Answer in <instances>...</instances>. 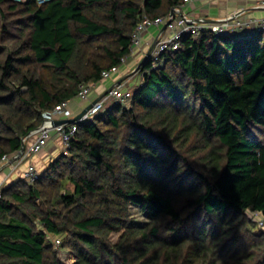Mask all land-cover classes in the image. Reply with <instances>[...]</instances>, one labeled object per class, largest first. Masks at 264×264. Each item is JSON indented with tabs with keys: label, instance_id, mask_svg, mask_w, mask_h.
Here are the masks:
<instances>
[{
	"label": "trees",
	"instance_id": "obj_1",
	"mask_svg": "<svg viewBox=\"0 0 264 264\" xmlns=\"http://www.w3.org/2000/svg\"><path fill=\"white\" fill-rule=\"evenodd\" d=\"M179 3L0 0V160ZM161 57L139 62L128 106L0 189V264H264V31L184 35Z\"/></svg>",
	"mask_w": 264,
	"mask_h": 264
},
{
	"label": "built area",
	"instance_id": "obj_2",
	"mask_svg": "<svg viewBox=\"0 0 264 264\" xmlns=\"http://www.w3.org/2000/svg\"><path fill=\"white\" fill-rule=\"evenodd\" d=\"M14 1L24 2L25 0ZM48 1L50 0H36L38 4H43ZM194 1L208 2L211 0H180L179 5L173 7V16L168 14L164 17H156L153 20L144 17L136 26L132 34V39L128 48L130 54L128 57L122 58L121 64L125 63L126 60L140 47L142 32L145 29L151 26H163L168 20L170 21L166 24L165 29L158 36L150 51H146L144 54V57L152 58L153 68L162 64L161 55L164 52L174 51L179 48L180 39L184 35H190L193 38H197L202 31H212L215 34H225L231 36L264 31V16H245L244 10L237 11L216 21H197L195 18L191 17V15L184 12V9ZM255 7L264 9V0H257ZM120 66H114L110 69L103 70L101 73L102 79L108 78L111 74L117 72ZM95 85L96 83L80 85L77 98L86 100ZM131 94L132 90L130 89L127 80H122L110 88L100 99L93 102L78 120L73 122H64L57 125L53 124V120L62 119L63 115L66 114L67 102L55 106L53 110L46 114L44 122L24 138L26 143V140L30 136L33 137L30 144L27 147L25 146L24 152L15 160L16 163L20 164L25 162L30 156L40 153L53 135H57L59 137L62 144V153H66L70 141L74 138L77 131L76 122L90 121L95 116L103 112L107 107H111L115 104L125 105L131 97ZM16 154L12 157L16 156ZM9 158L10 156L4 155L1 158L0 163L7 161ZM38 177L39 171L35 165L31 162H27L22 171V178L28 183H33ZM259 224L264 225V220H260Z\"/></svg>",
	"mask_w": 264,
	"mask_h": 264
},
{
	"label": "crops",
	"instance_id": "obj_3",
	"mask_svg": "<svg viewBox=\"0 0 264 264\" xmlns=\"http://www.w3.org/2000/svg\"><path fill=\"white\" fill-rule=\"evenodd\" d=\"M256 1L257 0L194 1L184 9V12L195 19L206 18L218 20L240 10H244L245 16L262 17L264 16V9L255 7ZM161 28L162 26H151L145 29L142 32L141 45L134 54L131 55L125 63L121 64L117 72L97 82L86 100L75 97L67 101L66 114L63 115L62 119L76 116L86 104L100 96L118 79L124 78L123 80H127L131 90L136 88L141 82V76L138 71L136 73L134 71L144 57L145 52L149 49L151 43L160 34ZM32 139L33 137L30 136L26 140V147L30 144ZM61 153V141L57 135H53L40 153L30 156L27 161L17 164L16 161H12V157H10L7 161L0 163V189L13 179L22 178V171L27 162L34 164L37 170L43 169Z\"/></svg>",
	"mask_w": 264,
	"mask_h": 264
},
{
	"label": "water",
	"instance_id": "obj_4",
	"mask_svg": "<svg viewBox=\"0 0 264 264\" xmlns=\"http://www.w3.org/2000/svg\"><path fill=\"white\" fill-rule=\"evenodd\" d=\"M174 12L173 9L170 12V16H173ZM197 21H216V20H212V19H206V18H197L195 19ZM170 20H168L161 28L160 34L163 32V30L166 27V24L169 22ZM159 34V35H160ZM158 35V36H159ZM158 36L154 39V41L151 43V45L149 46V49L147 50V52L150 51V49L152 48V46L154 45V43L156 42ZM124 78L118 79L112 86H110L107 90H105L100 96H98L97 98H95L94 100H92L91 102H89L88 104H86L83 109L74 117L72 118H68V119H55L53 120V124L57 125L60 123H64V122H73L76 121L80 118V116L92 105L93 102L97 101L98 99H100L110 88H112L115 84L119 83L120 81H122ZM34 131V130H33ZM25 150V141L24 138L22 139V143H21V147L19 149V151L17 152L16 156L12 157V161L16 160Z\"/></svg>",
	"mask_w": 264,
	"mask_h": 264
},
{
	"label": "rangeland",
	"instance_id": "obj_5",
	"mask_svg": "<svg viewBox=\"0 0 264 264\" xmlns=\"http://www.w3.org/2000/svg\"><path fill=\"white\" fill-rule=\"evenodd\" d=\"M137 69H138V67L135 69V71H134L135 73L137 72ZM130 83H131V81H130ZM125 105L128 106V101L126 102ZM130 210H131V218H132L133 222L142 223V222H145L147 220L146 215L139 209V207H137L135 205H131ZM247 216L255 222L256 228H259L258 223H257L258 216L251 214V212H247ZM118 235H119V233L113 232L111 234L112 240L115 241L118 238ZM62 255L67 258L66 251H62ZM67 261H70V259L67 258Z\"/></svg>",
	"mask_w": 264,
	"mask_h": 264
}]
</instances>
